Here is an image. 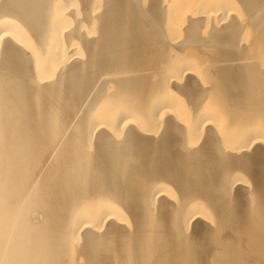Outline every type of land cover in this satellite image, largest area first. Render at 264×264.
<instances>
[{
    "label": "bare ground",
    "instance_id": "1",
    "mask_svg": "<svg viewBox=\"0 0 264 264\" xmlns=\"http://www.w3.org/2000/svg\"><path fill=\"white\" fill-rule=\"evenodd\" d=\"M240 6L260 33L264 0H0V264H264Z\"/></svg>",
    "mask_w": 264,
    "mask_h": 264
},
{
    "label": "rangeland",
    "instance_id": "2",
    "mask_svg": "<svg viewBox=\"0 0 264 264\" xmlns=\"http://www.w3.org/2000/svg\"><path fill=\"white\" fill-rule=\"evenodd\" d=\"M239 3L237 4V5H239L240 4V1H238ZM237 3V2H236ZM238 11H239V15L237 16V18L239 17V20H243V21H241V23H242V26H243V28H242V31L240 32V37H242V38H240V40L242 41L241 43L242 44H244L246 47H247V49L248 50H250L249 51V56H253L254 57V59H260V58H263L264 57V31H261V30H264V28L263 29H261L260 30V33L258 32L259 31V29H260V27L258 26V23H257V25H256V23H254V24H250V23H252V22H248V19L247 18H249L247 15V12L246 11H244V9L240 6V7H238ZM242 17V18H241ZM241 18V19H240ZM148 24H150V23H147V24H142V26L139 28V36H138V40H139V42H140V46H141V48H144L145 50H147L148 49V47H150V45H148L147 44V42H148V38H149V36H148V31H149V27L151 26V24H150V26L148 27V26H146V25H148ZM146 26V27H145ZM257 26L259 27V29L257 28ZM148 27V30L146 29ZM186 28H188V26L186 27H180V28H178V29H175L176 31H169V29H167L169 32V36H167V37H169V38H167L168 40H171V38L173 39L174 37H179V36H182L183 38H184V34H185V31H186ZM209 28H210V26L209 25H202V26H200L199 28H198V31H199V34H202V35H204V36H207L208 37V35H209ZM184 31V32H183ZM171 33V34H170ZM173 34V35H172ZM178 34V35H177ZM243 35V36H242ZM183 38H180V39H183ZM146 39V40H145ZM174 39H176V38H174ZM173 39V40H174ZM246 43V44H245ZM241 44V45H242ZM249 46V47H248ZM194 48V49H193ZM201 51H200V50ZM204 49V50H203ZM188 50L189 51H191V52H187V54H189V53H194V52H196L195 54H196V56H212L211 54H213V52L211 53V52H205L206 50H207V47L206 46H200V48H196V50H195V47L193 46V47H189L188 48ZM195 50V51H194ZM166 51L169 53V55H170V53H171V55L170 56H178V54L179 53H175V52H173L172 51V49L169 47V45H168V49H166ZM167 52H165V54H164V56H168V53ZM201 52H203V53H201ZM201 53V54H200ZM206 53V54H205ZM209 53V54H208ZM211 53V54H210ZM150 52H146V53H144V56H150ZM204 54V55H203ZM179 56H181V54H179ZM183 56H188V55H183ZM261 56V57H260ZM264 60V59H263ZM209 68V67H208ZM210 69H211V71H210ZM209 70L208 69H205V73L203 74V76H201V77H204V78H202L201 80H202V83H204L205 81L209 84V83H212L211 81H212V79L214 78V76L212 75V67L210 68ZM208 71V72H207ZM212 72V73H211ZM206 74V75H205ZM210 74V75H209ZM210 77H209V76ZM205 76H206V78H205ZM214 80V79H213ZM206 82H205V84H206ZM216 92H217V94H216ZM219 93V94H218ZM213 95H215V99L213 100L214 102H215V106L216 105H222L223 103H224V100H225V102H226V94H224V96H223V93H221L220 91H214L213 93H212ZM220 95H222L221 97H220ZM220 98H219V97ZM184 97V96H183ZM217 97V98H216ZM223 97H224V100H223ZM219 98V99H218ZM220 99H222L221 101H220ZM223 101V102H222ZM217 103V104H216ZM225 104V103H224ZM240 174V176H242L243 174H244V172H242V173H239ZM243 177H247V175H243ZM212 223L213 224H216V222L214 223L213 221H212ZM252 246H247V247H244V248H242L241 249V254L242 253H246L245 251H248V250H250V248H251ZM234 253V254H233ZM233 255H235V256H233ZM232 257L233 258H237V257H239V254L237 255V254H235V252H232ZM235 261V260H234ZM227 263H229V264H233V261H231V262H227ZM236 263V262H235ZM223 264V263H222ZM224 264H226V263H224Z\"/></svg>",
    "mask_w": 264,
    "mask_h": 264
}]
</instances>
